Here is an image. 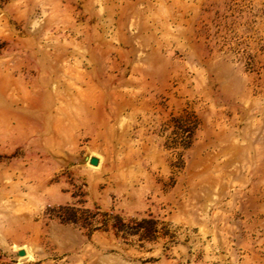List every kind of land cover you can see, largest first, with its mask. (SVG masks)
<instances>
[{"label":"rangeland","instance_id":"obj_1","mask_svg":"<svg viewBox=\"0 0 264 264\" xmlns=\"http://www.w3.org/2000/svg\"><path fill=\"white\" fill-rule=\"evenodd\" d=\"M0 264H264V0H0Z\"/></svg>","mask_w":264,"mask_h":264},{"label":"water","instance_id":"obj_2","mask_svg":"<svg viewBox=\"0 0 264 264\" xmlns=\"http://www.w3.org/2000/svg\"><path fill=\"white\" fill-rule=\"evenodd\" d=\"M89 163L91 165H93V166H97L98 165V159H96V158H90L89 159ZM24 255H25L24 251H19L18 252V256H24Z\"/></svg>","mask_w":264,"mask_h":264}]
</instances>
